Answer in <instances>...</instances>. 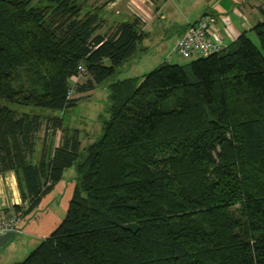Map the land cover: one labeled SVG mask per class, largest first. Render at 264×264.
I'll return each mask as SVG.
<instances>
[{"label": "trees", "instance_id": "obj_1", "mask_svg": "<svg viewBox=\"0 0 264 264\" xmlns=\"http://www.w3.org/2000/svg\"><path fill=\"white\" fill-rule=\"evenodd\" d=\"M88 1L0 0V175L14 172L23 215L66 168L78 176L62 222L18 264H264V21L258 46L242 33L112 80L146 33L137 19L99 33ZM109 80L108 117L83 148L61 116L13 108L63 111L70 88ZM44 124L62 140L33 163Z\"/></svg>", "mask_w": 264, "mask_h": 264}, {"label": "rangeland", "instance_id": "obj_2", "mask_svg": "<svg viewBox=\"0 0 264 264\" xmlns=\"http://www.w3.org/2000/svg\"><path fill=\"white\" fill-rule=\"evenodd\" d=\"M103 0L95 1L89 0L90 8L94 5H100ZM199 7V6H197ZM201 9H195L191 13L192 19L197 16ZM116 21H122L125 18L122 16L113 17ZM173 19L179 20L181 17L175 15ZM170 18L167 17L165 21L166 35L158 34V32H149L148 36L143 40L141 47L145 48L138 52L136 56L128 59L120 71L112 80H122L131 77H140L143 74L153 70L164 62L170 55L172 64L186 65L194 59L193 57L185 58L173 51V47L178 38L174 33L173 28L169 24ZM106 32L110 28H105ZM156 30V28H155ZM250 40L258 46L257 36L252 32L248 36ZM170 54V55H169ZM86 75L80 78V83H84ZM111 80L97 85L92 91L77 94L79 96L76 104L73 107L66 108L63 111H51L39 109L30 106H13L18 112H26L30 114L39 113L43 117L47 115L61 116L64 126L70 129H77L79 132V139L82 148L87 144L96 140L102 132V122L108 117L106 108L108 105V84ZM73 83L70 82V87ZM62 140V130H49L44 124L37 136V146L34 154L30 158L31 162L36 163L42 151L44 142H53L54 145L60 144ZM78 176L74 167L66 168L64 170L61 180L54 186V188L42 197L41 201L36 205L32 211L22 216L20 220V227L22 233L14 234L9 241H7L0 248V264H18L23 261L40 243L47 237L64 219L69 201L71 199L73 190L78 183ZM1 184V181H0ZM4 191H0V197L5 201H12L17 197L19 201L18 183L15 178V183L4 185Z\"/></svg>", "mask_w": 264, "mask_h": 264}, {"label": "crops", "instance_id": "obj_3", "mask_svg": "<svg viewBox=\"0 0 264 264\" xmlns=\"http://www.w3.org/2000/svg\"><path fill=\"white\" fill-rule=\"evenodd\" d=\"M93 8L99 10L100 19L103 21L102 27L98 30L99 33L104 34L105 28L111 29L120 22L137 19L146 37L149 32L166 35L167 17L170 18V27L179 38L189 23L203 14H212L217 19V32L215 31L214 35H221L226 44L234 41L242 33L249 36L252 33V27L264 21V0H103L100 5L96 4ZM197 8L201 11L192 19L191 13ZM139 9L145 14V19H139ZM175 15L181 18L173 19ZM115 16H122L125 19L116 21L113 18ZM170 56L168 62L171 63ZM0 181L2 192L5 184L12 186L15 183L14 172L1 174ZM12 204L13 200L5 201L0 197V209L10 211Z\"/></svg>", "mask_w": 264, "mask_h": 264}, {"label": "built area", "instance_id": "obj_4", "mask_svg": "<svg viewBox=\"0 0 264 264\" xmlns=\"http://www.w3.org/2000/svg\"><path fill=\"white\" fill-rule=\"evenodd\" d=\"M139 19H145V14L139 9L138 12ZM217 19L212 14H203L197 18L192 23H189L184 30L183 34L177 39L174 51L177 54L185 58L190 57H206L213 53L220 52L226 43L221 35H214L217 32ZM169 60L168 58L166 59ZM79 74L73 79L75 83L81 77L84 72V67L82 65L78 66ZM74 93V89L70 88L68 90V96ZM13 205H20V210L13 209ZM27 206L26 202H21L17 198L13 199V204L11 205L12 210L5 211L0 209V236L13 232V234L22 233L20 227V220L23 216V209Z\"/></svg>", "mask_w": 264, "mask_h": 264}, {"label": "water", "instance_id": "obj_5", "mask_svg": "<svg viewBox=\"0 0 264 264\" xmlns=\"http://www.w3.org/2000/svg\"><path fill=\"white\" fill-rule=\"evenodd\" d=\"M13 232H8L0 236V248L10 240V238L13 236Z\"/></svg>", "mask_w": 264, "mask_h": 264}]
</instances>
